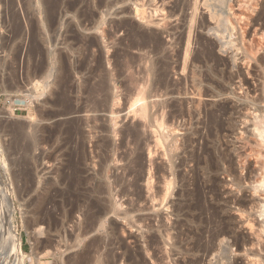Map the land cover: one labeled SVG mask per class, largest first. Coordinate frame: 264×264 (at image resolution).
<instances>
[{
  "label": "rangeland",
  "instance_id": "374dc122",
  "mask_svg": "<svg viewBox=\"0 0 264 264\" xmlns=\"http://www.w3.org/2000/svg\"><path fill=\"white\" fill-rule=\"evenodd\" d=\"M263 33L264 0H0V216L26 264H264Z\"/></svg>",
  "mask_w": 264,
  "mask_h": 264
},
{
  "label": "bare ground",
  "instance_id": "6f19581e",
  "mask_svg": "<svg viewBox=\"0 0 264 264\" xmlns=\"http://www.w3.org/2000/svg\"><path fill=\"white\" fill-rule=\"evenodd\" d=\"M216 1V0H215ZM232 1V0H231ZM118 2V1H117ZM226 2V1H225ZM239 2V1H238ZM116 3V2H115ZM213 3V2H212ZM230 3L231 2H229V5H230ZM245 3V2H244ZM243 3V4H244ZM121 4H123V3H121ZM202 4V3H201ZM248 4V3H247ZM114 5H116V4H114ZM232 5V4H231ZM231 5L229 6V7H231ZM241 5H242V3H241ZM198 6V5H197ZM206 6V5H205ZM218 6H220V5H218ZM233 6V5H232ZM240 7V6H239ZM205 8H208V7H205ZM218 8V7H217ZM220 8V7H219ZM210 9V8H209ZM214 9V8H213ZM222 9V8H221ZM220 9V10H221ZM227 9H228V6H227ZM247 9H248V7H247ZM219 10V11H220ZM230 10V9H229ZM246 10V9H245ZM197 11V10H196ZM210 11V10H209ZM208 11V12H209ZM237 11V10H236ZM240 11V10H239ZM247 11V10H246ZM122 12V11H121ZM233 12V11H232ZM240 13H241V11H240ZM219 14V13H218ZM225 14V13H224ZM235 14V13H234ZM238 14V13H237ZM262 14V13H261ZM121 15V14H120ZM126 15V14H125ZM190 15V14H189ZM51 16H53V15H51ZM122 16V15H121ZM225 16V15H224ZM244 16V15H243ZM120 17V16H119ZM191 17H192V15H191ZM227 17V16H226ZM231 17V16H230ZM245 17V16H244ZM193 18H195V17H193ZM222 18V17H221ZM234 18V17H233ZM243 18V17H242ZM259 18H261V17H259ZM227 19V18H226ZM237 19V18H236ZM52 20V19H51ZM238 20V19H237ZM236 20V21H237ZM193 21V20H192ZM232 21V20H231ZM230 21V22H231ZM235 21V20H234ZM236 21H235V23H236ZM238 21H240V20H238ZM94 22V21H93ZM243 22V21H242ZM241 22V23H242ZM96 23V22H95ZM95 23H94V26H95ZM227 23V22H226ZM232 23V22H231ZM246 23V22H245ZM99 24V23H98ZM220 24V23H219ZM227 24H229V22L227 23ZM237 24V23H236ZM240 24V23H239ZM193 25V24H192ZM233 25V24H232ZM235 25V24H234ZM238 25V24H237ZM236 26V25H235ZM192 27V26H191ZM241 27V26H240ZM99 28V27H98ZM114 28V27H113ZM122 28V27H121ZM124 28V27H123ZM189 28H190V26H189ZM242 28H244V27H242ZM248 28V27H247ZM101 29V28H100ZM241 29V28H240ZM96 30V29H95ZM94 30V31H95ZM97 30H99V29H97ZM139 30V29H138ZM118 31V30H117ZM137 31V30H136ZM147 31V30H146ZM189 31V30H188ZM246 31V30H245ZM249 31V30H248ZM152 32V31H151ZM166 32V31H165ZM240 32V31H239ZM103 33H105V32H103ZM109 33H110V31H109ZM235 33V32H234ZM245 33V32H244ZM96 34V33H95ZM117 34V33H116ZM145 34V33H144ZM166 34V33H165ZM191 34V33H190ZM240 34V33H239ZM247 34V33H246ZM258 34V33H257ZM264 34V33H263ZM102 35V34H101ZM105 35V34H104ZM113 35V34H112ZM143 35V34H142ZM155 35V34H154ZM237 35V34H236ZM245 35V34H244ZM256 35V34H255ZM259 35V34H258ZM257 35V36H258ZM262 35V34H261ZM98 36H99V34H98ZM133 36V35H132ZM136 36H138L137 34H136ZM147 36V35H146ZM190 36V35H189ZM260 36V35H259ZM258 36V37H259ZM100 37V36H99ZM104 37V36H103ZM129 37V36H128ZM192 37V36H191ZM257 37V38H258ZM262 37V36H261ZM96 38V37H95ZM133 38V37H132ZM190 38V37H189ZM236 38H237V36H236ZM105 39V38H104ZM116 39V38H115ZM118 39V38H117ZM240 39V38H239ZM248 39V38H247ZM253 39V38H252ZM251 39V40H252ZM263 39H264V37H263ZM102 40V39H101ZM111 40V39H110ZM140 40V39H139ZM138 40V41H139ZM162 40V39H161ZM182 40V39H181ZM237 40V39H236ZM241 40V39H240ZM245 40V39H244ZM258 40V39H257ZM131 41V40H130ZM192 41V40H191ZM243 41V40H242ZM101 42V41H100ZM135 42V41H134ZM247 42H248V40H247ZM254 42H256V41H254ZM264 42V41H263ZM105 43V42H104ZM110 43V42H109ZM115 43V42H114ZM137 43V42H136ZM154 43V42H153ZM162 43V42H161ZM189 43H191V42H189ZM188 43V44H189ZM253 43V42H252ZM143 44V43H142ZM157 44V46H158V43H156ZM178 44V43H177ZM250 44H251V42H250ZM254 44V43H253ZM258 44V43H257ZM256 44V45H257ZM260 44V43H259ZM259 44H258V46H259ZM263 44V43H262ZM182 45V44H181ZM248 45V44H247ZM246 45V46H247ZM146 46H148V45H146ZM165 46V45H164ZM180 46V45H179ZM261 46V45H260ZM159 47V46H158ZM166 47V46H165ZM171 47V46H170ZM173 47V46H172ZM171 47V48H172ZM263 47H264V44H263ZM134 48V47H133ZM156 47L154 46V48L153 49H155ZM160 48V47H159ZM159 48H157V49H159ZM163 47H161V49H162ZM181 48V47H180ZM184 48H186V47H184ZM191 48V47H190ZM247 48V47H246ZM255 48V47H254ZM139 49V48H138ZM137 49V50H138ZM170 49V48H169ZM193 49V48H192ZM136 50V49H135ZM150 50V49H149ZM163 50V49H162ZM246 50V49H245ZM139 51V50H138ZM147 51V50H146ZM165 51V50H164ZM137 52V51H136ZM140 52V51H139ZM145 52V51H144ZM155 52V51H154ZM159 52V51H158ZM187 52V51H186ZM138 53V52H137ZM160 53V52H159ZM167 53V52H166ZM211 53V52H210ZM214 53V52H213ZM141 54V53H140ZM161 54V53H160ZM176 54V53H175ZM207 54H209V53H207ZM206 54V55H207ZM253 55H254V53H252ZM146 55V54H145ZM151 55H153V54H151ZM157 55V54H156ZM178 55V54H177ZM185 55H186V53H185ZM116 56V55H115ZM120 56V55H119ZM188 56V55H187ZM186 56V57H187ZM214 56V55H213ZM140 57V56H139ZM153 57H154V55H153ZM171 57V56H170ZM176 57V56H175ZM155 58V57H154ZM162 58V57H161ZM166 58V57H165ZM212 58V57H211ZM142 59V61H143V58H141ZM166 59H168V58H166ZM170 59V58H169ZM192 59V58H191ZM202 59V58H201ZM157 60V59H156ZM190 60V59H189ZM209 60V59H208ZM160 61V60H159ZM187 61V60H186ZM192 61V60H191ZM145 62V61H144ZM149 62V61H148ZM157 62V61H156ZM190 62V61H189ZM130 63V62H129ZM135 63V62H134ZM160 63V62H159ZM133 64V63H132ZM135 64H137L138 65V63H135ZM143 64V63H142ZM195 64V63H194ZM153 65H155V64H153ZM151 66H152V64H151ZM151 66H150V68H151ZM167 66V65H166ZM190 66V65H189ZM131 67V66H130ZM157 68V67H156ZM167 68H169V67H167ZM149 69V68H148ZM151 69H153V68H151ZM160 69V68H159ZM186 69V68H185ZM117 70H118V68H117ZM164 70H165V68H164ZM167 70V69H166ZM154 71V70H153ZM121 72H123V71H121ZM147 73H149V71L148 72H146V74ZM151 73H153V72H151ZM157 73V72H156ZM185 73V72H184ZM145 74V75H146ZM165 74V73H164ZM112 76V75H111ZM147 76V75H146ZM160 76V75H159ZM165 77V76H164ZM112 78H113V76H112ZM111 78V79H112ZM146 78V77H145ZM102 79V78H101ZM111 79H109V80H111ZM147 79V78H146ZM149 79V78H148ZM164 79V78H163ZM38 80V79H37ZM159 80H160V78H159ZM162 80V79H161ZM160 80V81H161ZM183 81V80H182ZM99 83H100V81H99ZM41 84V83H40ZM40 84H36V86H40ZM110 84V83H109ZM101 85V84H100ZM103 85V84H102ZM161 85V84H160ZM181 85V84H180ZM159 86V85H158ZM42 87V86H41ZM98 87V86H97ZM111 87V86H110ZM116 87V86H115ZM114 87V88H115ZM108 88H109V86H108ZM90 89V88H89ZM97 90V89H96ZM105 90V89H104ZM107 90V89H106ZM38 92V91H37ZM166 92V91H165ZM113 93V92H112ZM152 93V92H151ZM102 94V93H101ZM108 94V93H107ZM96 95V94H95ZM112 95V94H111ZM92 96V95H91ZM144 96V95H143ZM167 96V95H166ZM95 97V96H94ZM100 97V96H99ZM105 97V96H104ZM141 99V98H140ZM140 99H138V101L140 100ZM94 100V99H93ZM109 101V100H108ZM141 101V100H140ZM94 103V102H93ZM98 103V102H97ZM96 104V103H95ZM96 106V105H95ZM94 107V106H93ZM141 108H144V107H141ZM164 108H165V105H164ZM177 109V108H176ZM90 110H92V109H90ZM95 110V109H94ZM146 110V109H145ZM177 110H179V109H177ZM73 111V110H72ZM88 112V111H87ZM92 112V111H91ZM96 112H97V110H96ZM99 112V111H98ZM144 112V111H143ZM176 112V111H175ZM75 113V112H74ZM77 113V112H76ZM146 113V112H145ZM149 113V112H148ZM174 113V112H173ZM182 113V112H181ZM72 114V113H71ZM81 114V113H80ZM147 114V113H146ZM178 114V113H177ZM157 115V114H156ZM163 115V114H162ZM67 116V115H66ZM65 116V117H66ZM64 117V118H65ZM74 117V116H73ZM151 117H153L152 115H151ZM161 117H163V116H161ZM44 118V117H43ZM50 118V117H49ZM52 118V117H51ZM147 119V118H146ZM45 120V119H44ZM81 120V119H80ZM158 120V119H157ZM52 121V120H51ZM152 121V120H151ZM150 120H149V122H151ZM154 121H156V120H154ZM161 121H162V118H161ZM164 121V120H163ZM162 121V122H163ZM79 122V121H78ZM145 122H147V121H145ZM148 122V123H149ZM153 122V121H152ZM161 122V123H162ZM71 123V122H70ZM87 123V122H86ZM82 124V123H81ZM156 124V123H155ZM73 125V124H72ZM88 125V124H87ZM153 125V124H152ZM158 125H161V124H158ZM76 126V125H75ZM80 126H82V125H80ZM148 126V125H147ZM151 126V125H150ZM158 127V126H157ZM160 127V126H159ZM163 127V126H162ZM170 127V126H169ZM74 128V127H73ZM149 128V127H148ZM147 128V129H148ZM155 128V127H154ZM93 129V128H92ZM160 129V128H159ZM167 129V128H166ZM165 129V130H166ZM172 129H174L173 127H172ZM176 129V128H175ZM79 130V129H78ZM94 130V129H93ZM164 130V131H165ZM157 131V130H156ZM174 131V130H173ZM176 132V131H175ZM77 133V132H76ZM139 133V132H138ZM166 133H167V131H166ZM174 134H176V133H174ZM251 134V133H250ZM253 134V133H252ZM157 135V134H156ZM169 135V134H168ZM167 135V136H168ZM253 135H255V137L254 138H256L257 139V145L259 146V148H260V150L259 151H261L259 154H260V158H258V161H261V163H259L260 165H262L261 166V168H262V170H260L259 172H262L263 171V173H264V118H263V120L262 121H260V124H255V130H254V134ZM252 135V136H253ZM169 136H171V135H169ZM176 136H177V134H176ZM166 137V136H165ZM163 138V137H162ZM172 138V137H171ZM253 138V139H254ZM165 139H167V138H165ZM173 139H175L176 140V138H173ZM256 139H254V140H256ZM107 140V139H106ZM168 140V139H167ZM37 141V140H36ZM141 141V140H140ZM35 142V141H34ZM104 142V141H103ZM140 143V142H139ZM168 143H169V141H168ZM167 143V144H168ZM31 144V143H30ZM256 144V143H255ZM84 145V144H83ZM148 145H150V144H148ZM176 145V144H175ZM178 145V144H177ZM256 145V146H257ZM30 146V145H29ZM36 146V145H35ZM168 146H169V144H168ZM39 147V146H38ZM98 147V146H97ZM112 147H113V145H112ZM142 147V146H141ZM148 147V146H147ZM151 147V146H150ZM25 148H27V147H25ZM32 148V147H31ZM34 148V147H33ZM251 148V147H250ZM14 149V148H13ZM12 149V150H13ZM37 149V148H36ZM115 149V148H114ZM113 149V150H114ZM157 149V148H156ZM173 149V148H172ZM257 149V148H256ZM18 150V149H17ZM31 150V149H30ZM84 150V149H83ZM86 150V149H85ZM102 150V149H101ZM81 151H82V149H81ZM103 151V150H102ZM165 151V150H164ZM244 151H246L245 149H244ZM104 152V151H103ZM112 152V151H111ZM153 152H154V150H153ZM178 152V151H177ZM255 152V151H254ZM19 153V152H18ZM31 153V152H30ZM256 153V152H255ZM22 154V153H21ZM28 154V153H27ZM27 154H24V155H26L27 156ZM41 154V153H40ZM87 154V153H86ZM164 154V153H163ZM166 154V153H165ZM170 154V153H169ZM175 154V153H174ZM174 154H173V156H174ZM246 154V153H245ZM244 154V155H245ZM12 155V154H11ZM11 155H9V157L11 156ZM18 155V154H17ZM17 155L15 156L16 158H17ZM23 155V154H22ZM23 155V156H24ZM51 155V154H50ZM151 155V154H150ZM250 155V154H249ZM252 155V154H251ZM33 156V155H32ZM80 156V155H79ZM170 156V155H169ZM240 156V155H239ZM238 156V157H239ZM246 157L248 156V155H245ZM29 157H30V155H29ZM87 157V156H86ZM138 157H140V156H138ZM171 157V156H170ZM251 157V156H250ZM253 157V156H252ZM251 157V158H252ZM255 157V156H254ZM13 157H11V159H12ZM106 158V157H105ZM10 159V160H11ZM14 159V158H13ZM19 159V158H18ZM23 159V158H22ZM97 159V158H96ZM172 159V158H171ZM260 159V160H259ZM30 160V159H29ZM141 160V159H140ZM152 160V159H151ZM16 161V160H15ZM35 161V160H34ZM33 161V162H34ZM86 161V160H85ZM101 161V160H100ZM116 161V160H115ZM12 162V161H11ZM19 162V161H18ZM23 162V161H22ZM107 162V161H106ZM113 162V161H112ZM119 162V161H118ZM130 162V161H129ZM257 162V161H256ZM256 162H254V163H256ZM20 163V162H19ZM29 162H27V164H28ZM105 163V162H104ZM134 163V162H133ZM137 163V162H136ZM140 163V162H139ZM171 163V162H170ZM73 164V163H72ZM76 164V163H75ZM142 164V163H141ZM151 164H152V162H151ZM107 165V164H106ZM129 165V164H128ZM255 165V164H254ZM6 166V165H5ZM14 166H15V164H14ZM80 166V165H79ZM102 166H103V164H102ZM105 166V165H104ZM135 166H136V164H135ZM143 166V165H142ZM153 166V165H152ZM165 166V165H164ZM257 166H258V164H257ZM16 167V166H15ZM27 167H29V166H27ZM97 167V166H96ZM108 167V166H107ZM128 167V166H127ZM19 168V167H18ZM26 168V167H25ZM32 168V167H31ZM140 168V167H139ZM170 168V167H169ZM258 168V167H257ZM259 168H260V166H259ZM8 169V168H7ZM12 169V168H11ZM128 169V168H127ZM165 169V168H164ZM256 169V168H255ZM17 170V169H16ZM104 170V169H103ZM106 170V169H105ZM24 171V170H23ZM126 171V170H125ZM124 171V172H125ZM128 171V170H127ZM163 171V170H162ZM165 171V170H164ZM163 171V172H164ZM258 171V170H257ZM21 172V171H20ZM86 172V171H85ZM79 173V172H78ZM103 173H105V172H103ZM102 173V174H103ZM126 173V172H125ZM16 174V173H15ZM31 174V173H30ZM85 174V173H84ZM111 174V173H110ZM133 174V173H132ZM169 174V173H168ZM171 174V173H170ZM173 174V173H172ZM90 175V174H89ZM108 175V174H107ZM165 175H166V173H165ZM261 175V174H260ZM115 176V175H114ZM124 176H126L125 174H124ZM128 176V175H127ZM163 176V175H162ZM174 176V175H173ZM172 176V177H173ZM259 176V175H258ZM81 177V176H80ZM110 177V176H109ZM96 178V177H95ZM114 178V177H113ZM119 178V177H118ZM125 178V177H124ZM138 178V177H137ZM260 178V180L258 179V181H256L257 183H259V184H257V187L255 188L256 189V191H258V192H263L262 193V198L260 199L261 200V218H263L264 219V174L262 175V177H259ZM25 179V178H24ZM29 179V178H28ZM121 179V178H120ZM136 179V178H135ZM154 179V178H153ZM257 179V178H256ZM17 180V179H16ZM32 180V179H31ZM80 180V179H79ZM102 180V179H101ZM114 180V179H113ZM112 180V181H113ZM117 180V179H116ZM165 180H167V179H165ZM13 181V180H12ZM22 181H24V180H22ZM95 181V180H94ZM98 181V180H97ZM100 181V180H99ZM153 181V180H152ZM151 181V182H152ZM168 181V180H167ZM26 182V181H25ZM107 182V181H106ZM163 182V181H162ZM21 183V182H20ZM23 183V182H22ZM91 183V182H90ZM93 183V182H92ZM149 183H150V181H149ZM170 182H168V184H169ZM33 184V183H32ZM100 184V183H99ZM105 184V183H104ZM132 184V183H131ZM171 184V183H170ZM85 185H87V184H85ZM106 185V184H105ZM110 185V184H109ZM123 185V184H122ZM82 186V185H81ZM88 186H90V185H88ZM97 186H98V184H97ZM165 186V185H164ZM27 187V186H26ZM74 187V186H73ZM76 187V186H75ZM80 187V186H79ZM99 187V186H98ZM103 187V186H102ZM101 187V188H102ZM107 187V186H106ZM115 187V186H114ZM167 187H169V186H167ZM255 187V186H254ZM110 188V187H109ZM138 188V187H137ZM149 188V187H148ZM171 188V187H170ZM124 189V188H123ZM168 189V188H167ZM105 190V189H104ZM131 190H133V188L131 189ZM150 190V189H149ZM166 190V189H165ZM81 191V190H80ZM79 191V192H80ZM86 191V190H85ZM107 191V190H106ZM129 191V190H128ZM255 191V190H254ZM26 192V191H25ZM30 192V191H29ZM96 192V191H95ZM102 192V191H101ZM109 192H110V190H109ZM117 192V191H116ZM119 192V191H118ZM117 192V193H118ZM126 192V191H125ZM166 193H168V192H166ZM257 193V192H256ZM83 194V193H82ZM93 194H95V193H93ZM104 194V193H103ZM119 194V193H118ZM106 195V194H105ZM111 195V194H110ZM154 195V194H153ZM0 196H1V200L3 201L4 200V202L6 203L7 202V196L5 195V192H0ZM23 196V195H22ZM27 196V195H26ZM91 196H93V195H91ZM117 196V195H116ZM155 196V195H154ZM99 197V196H98ZM118 197V196H117ZM122 197H123V195H122ZM112 198V197H111ZM110 198V199H111ZM124 198V197H123ZM154 198V197H153ZM93 199V198H92ZM103 199V198H102ZM107 199V198H106ZM116 200V199H115ZM118 200V199H117ZM32 201V200H31ZM3 202V203H4ZM113 202H115V201H113ZM5 203H4V210L2 211V214H1V216H0V248L2 249L1 251H3V254L2 255H4V258L6 259V260H8V262H10L11 264H26V260H27V256L28 255H26V253L23 251V249H22V238L19 236V235H15L14 233V235L11 233V231H10V229H11V225H13L12 224V214H13V209L10 207V206H7V205H5ZM28 203V202H27ZM119 203V202H118ZM127 203V202H126ZM108 203H106V205H107ZM121 204H123V203H121ZM129 204V203H128ZM91 205V204H90ZM109 205V204H108ZM107 205V206H108ZM120 205V204H119ZM130 205V204H129ZM128 205V206H129ZM111 206V205H110ZM113 207V206H112ZM115 207V206H114ZM117 207H118V205H117ZM118 209V208H117ZM105 210V209H104ZM116 210V209H115ZM122 210V209H121ZM33 211V210H32ZM38 211V210H37ZM112 211V210H111ZM120 211V210H119ZM125 211V210H124ZM102 212V211H101ZM105 212H106V210H105ZM117 212V211H116ZM31 213V212H30ZM35 213H37V212H35ZM93 213V212H92ZM100 213V212H99ZM99 213L97 214L98 216H101V215H99ZM118 213V212H117ZM94 214H96V213H94ZM101 214H103V213H101ZM126 214H127V212H126ZM129 214V213H128ZM131 214V213H130ZM39 215V214H38ZM96 215V216H97ZM106 215V214H105ZM118 215V214H117ZM120 215V214H119ZM119 215H118V217H119ZM123 215V214H122ZM121 215V217H123ZM95 216V217H96ZM97 216V217H98ZM40 217H42V216H40ZM94 217V218H95ZM97 219V218H96ZM99 219V218H98ZM26 220V219H25ZM36 220V219H35ZM48 221V220H47ZM26 222V221H25ZM37 222V224H38V221H36ZM84 222V221H83ZM102 222V221H101ZM27 223V222H26ZM88 223V222H87ZM97 223V222H96ZM34 224V223H33ZM37 224H35V226L37 225ZM46 224V223H45ZM83 224V223H82ZM86 224V223H85ZM263 224V223H262ZM25 225V224H24ZM49 225H50V223H49ZM48 225V226H49ZM33 226V225H32ZM39 226V225H38ZM47 226V225H46ZM104 226V225H103ZM41 227V226H40ZM76 227V226H75ZM263 227V226H262ZM34 228V227H33ZM43 228V227H42ZM48 228V227H47ZM78 228H80L79 226H78ZM82 228V227H81ZM264 228V227H263ZM36 229H37V226H36ZM38 229H40V228H38ZM90 229V228H89ZM29 230H31V229H29ZM41 230V229H40ZM40 230H36L37 232L39 231V233H42V232H40ZM45 230V229H44ZM46 230H49V229H46ZM97 230V229H96ZM103 230V229H102ZM14 231V230H13ZM42 231V230H41ZM57 231V230H56ZM71 231V230H70ZM82 231V230H81ZM99 231V230H98ZM101 231V230H100ZM99 231V232H100ZM34 232V231H33ZM66 232V231H65ZM88 232V231H87ZM91 232V231H90ZM38 233V234H39ZM46 233V232H45ZM58 233V232H57ZM56 233V234H57ZM60 233H61V231H60ZM71 233V232H70ZM73 233V232H72ZM75 233V232H74ZM82 233V232H81ZM105 233H107V232H105ZM224 233V232H223ZM77 234V233H76ZM80 234V233H79ZM83 234V233H82ZM86 234V233H85ZM94 234V233H93ZM67 235V234H66ZM69 235V234H68ZM225 235V234H224ZM38 236V235H37ZM40 236V235H39ZM41 236H43V235H41ZM60 236V235H59ZM81 236V235H80ZM86 236V235H85ZM52 237V236H51ZM57 237V236H56ZM102 237V236H101ZM62 238V237H61ZM68 238V237H67ZM39 239V238H38ZM53 239V238H52ZM97 239V238H96ZM66 240V239H65ZM64 240V241H65ZM152 240H154V239H152ZM222 241H223V239H222ZM50 242V241H49ZM60 242V241H59ZM63 242V241H62ZM67 242H68V240H67ZM75 242H76V240H75ZM100 242V241H99ZM102 242V241H101ZM105 242V241H104ZM151 242V241H150ZM213 242V241H212ZM224 242V241H223ZM81 243V242H80ZM79 243V244H80ZM91 243V242H90ZM95 243V242H94ZM98 243V242H97ZM220 243V242H219ZM63 244V243H62ZM71 244V243H70ZM73 244H74V242H73ZM73 244L71 245V246H73ZM77 244V243H76ZM93 244V243H92ZM222 244V243H221ZM50 245V244H49ZM59 246H60V244H58ZM51 246V245H50ZM260 246V245H259ZM38 247V246H37ZM46 247V246H45ZM69 247H70V245H69ZM83 247V246H82ZM81 247V248H82ZM94 247V246H93ZM212 247V246H211ZM41 248V247H40ZM53 248V247H52ZM61 248V247H60ZM85 248V247H84ZM87 248V247H86ZM97 248V247H96ZM103 248V247H102ZM34 249V248H33ZM35 249H38V248H35ZM42 249V248H41ZM57 249V248H56ZM68 249V248H67ZM99 249V248H98ZM101 249V248H100ZM197 249V248H196ZM195 249V250H196ZM208 249V248H207ZM43 250H45V249H43ZM35 251V250H34ZM91 251V250H90ZM103 251L105 252V250L103 249ZM216 251V250H215ZM81 252V251H80ZM98 252V251H97ZM220 252V251H219ZM247 252V251H246ZM260 252V251H259ZM262 252V251H261ZM260 252V253H261ZM93 253V252H92ZM108 253V252H107ZM86 254V253H85ZM97 254V253H96ZM112 254V253H111ZM211 254V253H210ZM258 254V253H257ZM264 254V253H263ZM46 255H47V253H46ZM80 255V254H79ZM89 255V254H88ZM95 255V254H94ZM205 255V254H204ZM209 255V254H208ZM1 256V255H0ZM82 256H83V254H82ZM97 256V255H96ZM206 256V255H205ZM249 256V255H248ZM2 257V256H1ZM78 257V256H77ZM83 257H87V256H83ZM101 257V256H100ZM3 258V259H4ZM94 258H95V256H94ZM112 258H114V257H112ZM208 258V257H207ZM248 258V257H247ZM257 258V257H256ZM263 258H264V256H263ZM4 259V260H5ZM88 259H89V256H88ZM96 259V258H95ZM109 259V258H108ZM115 259V258H114ZM262 259V258H261ZM4 260H2V261H4ZM84 260V259H83ZM82 260V261H83ZM85 260H86V258H85ZM116 260V259H115ZM192 260V259H191ZM98 261V260H97ZM102 262V261H101ZM104 262V261H103ZM107 262V261H106ZM193 262H195V261H193ZM262 262H263V260H262ZM65 263V262H64ZM254 263V262H253ZM261 263V262H260ZM4 264V263H3ZM8 264V263H7ZM68 264V263H67ZM77 264H79V263H77ZM81 264H82V262H81ZM84 264H87V263H84ZM94 264V263H93ZM96 264V263H95ZM104 264V263H103ZM192 264V263H191ZM193 264H195V263H193ZM251 264V263H250ZM255 264V263H254Z\"/></svg>",
  "mask_w": 264,
  "mask_h": 264
},
{
  "label": "water",
  "instance_id": "95a60500",
  "mask_svg": "<svg viewBox=\"0 0 264 264\" xmlns=\"http://www.w3.org/2000/svg\"><path fill=\"white\" fill-rule=\"evenodd\" d=\"M7 200H8V197H7ZM3 210H4V207H3ZM3 210H2V211H3ZM1 214H2V213H1Z\"/></svg>",
  "mask_w": 264,
  "mask_h": 264
}]
</instances>
